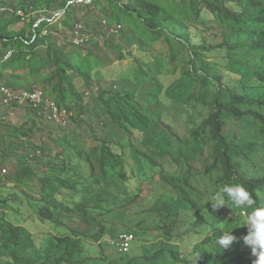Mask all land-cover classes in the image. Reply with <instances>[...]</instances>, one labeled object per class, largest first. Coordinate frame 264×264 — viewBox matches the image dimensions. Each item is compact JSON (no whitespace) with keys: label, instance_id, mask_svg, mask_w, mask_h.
<instances>
[{"label":"rangeland","instance_id":"obj_1","mask_svg":"<svg viewBox=\"0 0 264 264\" xmlns=\"http://www.w3.org/2000/svg\"><path fill=\"white\" fill-rule=\"evenodd\" d=\"M5 1L8 4L15 0ZM105 1L99 4L84 1L90 4L75 6L71 11L73 18L68 24L64 20L57 22L58 18L54 22L56 30L53 31L51 40L55 43L61 60L72 62L92 74V82L88 84L80 72L71 70L74 87L69 83L64 84L65 102L74 113L69 126L63 128L49 123L44 116L27 108L12 111L3 123L5 113L0 112V170H6L5 174L0 175V213L11 223L22 227L19 245L21 254L30 255L40 250L41 255L46 256L50 246L48 254L58 252V248H53L52 245L56 244L57 238L68 236L71 237L70 245L76 252L73 258V262H76L86 257L97 258L103 251L99 247L100 243L107 246L120 234L132 233L137 238V241H133V255L143 252L146 253L145 256L152 257L162 247H166V250L171 247L178 252L186 251L183 254L179 252L186 262L177 264H198L199 257H204L209 262L215 255V244L201 243L202 238L222 229L224 232L231 231L254 256L251 246L246 245L242 239L248 231L245 220L250 209H236L229 203V208L225 206L218 211L212 210L210 198L220 187L226 185L222 181L223 171L218 166L205 173L204 164L211 165L214 161L211 157L215 142L206 135H202L199 140L194 139L193 135L212 112L217 93L215 84L205 88L201 81L185 75L189 62L188 50L174 39L169 40L166 33L157 35L147 30L139 20H130L121 14L127 33L115 35L107 20L114 15V10ZM177 1L178 9L186 2ZM59 2L60 0L55 7ZM262 8L263 6L253 7L251 12L256 14ZM78 21L83 22L96 38L83 48H76L70 43V27ZM26 26L17 24L10 27V31L16 33ZM231 30L218 24L213 26V32L217 31L219 34L216 39L212 38V32L199 37L190 34V38L193 44L206 42L217 46L222 42L219 40L221 36ZM146 45L155 47L161 55L160 61L153 57L150 50L145 48L142 51L137 48ZM11 50L14 53L19 48L15 46ZM3 51L0 43V57ZM222 53V49L215 50V56L211 55L210 60H218L222 65L218 68L223 74L225 85L219 90L220 99L229 103L230 91L242 92L239 74H243L248 65L246 62L234 64L228 59L223 63L220 58L216 59L217 56L223 57ZM53 56V52L48 53L41 48L32 55L22 57L14 70L4 73L3 78L7 82H13L14 76H17L19 86H39L46 90L57 83L56 80L50 82L57 68ZM142 70H146L149 75ZM154 82L156 83L153 85ZM178 82H181L177 87L180 88L179 95H168L173 84ZM152 87L155 92L153 98L156 100L148 103ZM132 91H136L135 96L131 94ZM117 92L131 94L136 98L137 105L145 109V115L149 109L156 115L163 113L156 131L145 144L137 132L131 133L132 127L119 107V101L114 98ZM204 97L205 105H200V100ZM123 100L120 99V102ZM251 109L264 114V108ZM168 125H174L175 132L182 139L180 142L179 137L172 138L173 155L160 150L171 137L168 128L166 129ZM226 125L227 128H233L236 135L231 139L241 147L242 154L247 155L253 165L260 169L258 175H264V144L257 145L256 148L250 145L255 139L259 142L262 138L261 123L255 117H248L242 123L226 120ZM131 136L133 143L138 142L140 158L133 156ZM103 141L122 145L126 159L124 166L106 169V176L101 174L96 159L99 154L96 149ZM155 144L160 149H153ZM36 150L41 153L35 161H28L31 173L24 172L23 160ZM75 151L89 155V160L95 164V178L90 177V181L83 182L75 190L61 185H43L40 180L43 173L60 170L64 166V160ZM181 154L187 155V161L180 158ZM84 178L89 179L86 167ZM259 194L264 204V189ZM74 195H83V201L89 208H106V214L94 219L89 214L91 217L88 216L89 220L85 221L79 213L69 212L67 207ZM191 199L197 201L202 219L196 216L189 202ZM47 202L57 206L53 219L58 223L52 219L40 218L39 206ZM164 223L170 225V234L164 230ZM34 238L35 241L39 239V243ZM198 246H201V252H195L194 248ZM67 250L70 248L64 245L58 256H62ZM104 251L118 259L121 257L110 246L105 247ZM139 259L141 264H151L143 257ZM167 262L171 264L169 260H164L161 264ZM10 263L15 264L6 256L0 257V264Z\"/></svg>","mask_w":264,"mask_h":264},{"label":"trees","instance_id":"obj_2","mask_svg":"<svg viewBox=\"0 0 264 264\" xmlns=\"http://www.w3.org/2000/svg\"><path fill=\"white\" fill-rule=\"evenodd\" d=\"M103 1L105 0H91L90 3L99 4ZM57 2L58 0H15L14 2L7 4L5 0L0 1V5L2 6H12L14 8L23 7L26 10L32 8L34 11H38L36 17L31 18L29 22L25 23L27 26L16 33H12L10 31V27L20 24V17L14 14H0V43L4 49L0 59L3 60L7 53L12 52L11 49H13V47L18 46L19 48L18 51L11 54L7 61L0 64V80L14 89L31 88L32 86H19L16 82V79H18L17 76H14L13 82H7L3 78L4 73L14 70L17 62L22 57H27L28 54L32 55L37 50L44 48L48 53H54L53 61L57 66L54 75L50 79V82L56 80L57 83L46 90L44 89V91L48 97L53 98L60 105L68 106L71 110L69 105L65 102L66 97L64 95L63 88L64 84L68 83L74 87L71 81V70H77L80 72L85 77L88 84H91L92 82V74L84 71L80 66L77 67L72 62H65L61 60L57 54L56 45L51 40V37L54 36L53 31L56 30L54 23L50 25L48 21H44L38 27H34V23L38 17L44 15L53 16L56 11L64 10L62 17H60L57 22L64 20V22L68 24L69 20L73 18L71 11L75 6L90 3L79 0H60L58 6L55 7ZM105 2L106 5L108 3L111 4L114 10V15L110 17V19H107L110 27L122 24L120 32H114L115 35L118 34L119 36L122 33L124 35L127 33V29L122 22V15H125L126 18L130 20H139L147 30L157 35L166 33L169 40L174 39L179 45L186 47L188 50L189 62L186 67L185 75L190 79L201 81L205 88L211 87L210 85L212 83L215 84L217 93L212 104V112H210L209 115L202 121L201 126L193 132L194 139L196 140H199L202 135H206L207 138L209 137L211 141L215 142L214 153L211 157L214 161L211 165H207V163L204 164L205 173H209L219 166L223 171L222 181L225 184H240L246 187V189L250 192L255 202L254 205L249 208L250 211H253L255 208H264V204L259 194V192L264 189V175H258L260 169L253 165L247 155L242 154L241 147L237 146V143L231 139L234 135H236L233 128H227L226 125V120H233L235 122L242 123L248 117H255L262 125V138L259 142L255 139L250 143V145L252 148H256L257 145L262 146L264 144V114H259L251 109L255 107L264 108V1L186 0L181 9H178L177 0H106ZM259 6H263V8L256 14L251 12L253 7ZM75 23L71 25L70 31H72ZM218 24L225 25L229 28V30L232 29L226 35L221 36L219 40L222 42L219 45L211 46L206 42L193 44L190 34L195 37H199L212 32V38L216 39L219 34L217 31L213 32V26ZM46 27L49 30L47 34L43 33V30ZM35 35L37 37L33 40ZM95 39L96 38L94 36L91 43H93ZM70 43L76 48L86 47V45H74L71 35ZM137 48L142 51L150 50L153 57L160 61L161 55L157 52L153 45H146V47L138 46ZM217 49L223 50V57H216V59L220 58V61L223 63L228 59L234 64H244L246 62L248 65L246 71L243 74H239L242 92L239 93L237 91H230L229 103H225L220 99L219 90H221L225 85L223 74L218 68V66L222 65L218 60H210L211 55L215 56V50ZM131 54L134 53L132 52ZM142 72L149 75L146 70H142ZM155 83L156 82H154L153 85ZM178 83L173 84L170 92L168 91V95H179L178 90H180V88L177 87L181 82ZM151 91L150 96L147 98L148 103H152L156 100L153 98L155 96L154 87H152ZM135 92L136 91H132L131 94L135 96ZM131 94L128 95L127 93L123 94L121 92H117L114 95V98L119 101L118 105L122 109L126 120H128V123L132 127L130 128L131 133L133 134L134 131L137 132V134L141 137L140 140L142 139L145 144L156 131L155 128L159 119L163 116V113L160 112L159 115H156L152 109H149L148 114L145 115V109L142 107L140 108L137 105L138 101L136 98L134 99ZM127 98L132 100L126 101ZM120 99H124V103L120 102ZM205 102L206 100L204 97L200 100L199 104L205 105ZM154 107H157V105H154ZM243 107L246 109H242ZM27 109L35 111L30 108ZM2 122L5 123L4 120H2ZM167 128L171 137L167 140L165 147L160 149V147L155 144L153 149L159 148L160 150L173 155L174 150L171 149L172 138L177 139L179 137L180 142L182 139L175 132L176 130L174 125H168L166 129ZM132 137L133 136H131L130 141L133 145V156L135 158H140V151L137 148L138 142L133 143ZM121 146L122 145L119 143L113 144V142L110 141H103V144L96 149L99 152L96 159L99 163L100 172L104 176H106V169H116L125 165V152ZM152 150L148 151L147 155L149 152H152ZM242 151L244 152L243 146ZM40 153V150H36L29 156L25 157L23 160L24 165H22L24 172L31 173L28 161H35L36 158L39 157ZM144 157H146V155H144ZM180 158L187 161V155L185 154H181ZM85 167L88 169L89 179L84 178ZM95 176V164L89 160V155L86 152L82 153L75 151L71 157L68 156V158L64 160V166L60 170L46 171L40 177V180L43 185H61L64 188L75 190L78 188V185L94 179ZM170 184H172V181H170ZM174 186L177 187V185ZM74 196L75 197L71 200L70 205L67 207L69 212L79 213L85 221L89 220V214L92 215V217L89 216L92 219L106 214V208H89L83 201V195ZM189 202L195 210L196 216L202 219L203 215L196 204L197 201L191 199ZM55 208H57V206H52L48 202L43 203L39 206L38 214L43 220H54L53 213ZM197 217L196 221L198 220ZM54 222L57 221L54 220ZM163 227L167 234H170V225L165 224ZM101 231L104 232V230ZM183 231L185 232L187 230ZM103 232L100 233V236ZM22 233L23 229L20 225L11 223L5 218L3 213H0V257L6 256L15 264H120L118 260L125 262V264H141L139 259L141 257L149 261L151 264H161L164 260L171 261V264L186 262V259H182L179 255V252L183 254L186 251L178 252V250H174L171 247L168 248V250H166V247H162L156 251L152 257H149L145 256L146 253L144 254L143 252L138 255L131 254L133 245L130 252L121 254L110 243L107 244V246H102L100 243L99 247H102L103 251L99 253L97 258L86 257L83 258V260H75L76 262H73L76 252L73 251V247L70 245L71 237L68 236L65 238H57L56 244L52 245L53 248H58V252L53 251L48 254L50 246L47 249L46 256H42L41 252H39L40 250H37L34 254L23 255L21 254L22 252L20 251L19 246L21 243ZM223 233L224 231H222V229H217L202 238L201 243L213 242L215 244V255L209 262H206L204 257H199L198 264H254L257 257L252 256L246 250V246L242 244L238 237H236L237 239L227 249L222 250L217 245L216 240ZM35 242L39 243V239ZM64 245L70 248V250H67L62 256H58V253L61 251V247ZM108 246L112 247L117 254L121 255V257L118 259L110 254H106L104 249ZM200 247H195V252H201Z\"/></svg>","mask_w":264,"mask_h":264},{"label":"built area","instance_id":"obj_3","mask_svg":"<svg viewBox=\"0 0 264 264\" xmlns=\"http://www.w3.org/2000/svg\"><path fill=\"white\" fill-rule=\"evenodd\" d=\"M87 1V0H79ZM89 2L91 0H88ZM72 2V1H71ZM70 2V3H71ZM5 13L9 15H16L20 17V24L29 22L31 18H35L38 11H34L32 8L29 10L22 8H14L12 6L0 5V14ZM64 10H58L53 16H41L38 17L34 23V27H38L42 22L48 21L49 24H53L55 20L62 17ZM122 28V24L112 27V31L119 33ZM49 32L46 27L43 33ZM36 35L33 40L36 39ZM94 35L89 28H87L83 22H76L71 31V39L76 46H85L92 42ZM9 52L3 60L0 59V64L5 62L11 56ZM30 108L35 110L40 116H44L45 120L49 123L57 124L60 127L69 126L74 113L68 108V106L60 105L56 100L48 97L43 88L39 86H32L29 89H14L0 80V112H4L3 120L6 121L12 111L23 110ZM6 170H0V175L5 174ZM136 238L131 233H123L112 242V245L119 253L125 254L130 252L133 241Z\"/></svg>","mask_w":264,"mask_h":264},{"label":"clouds","instance_id":"obj_4","mask_svg":"<svg viewBox=\"0 0 264 264\" xmlns=\"http://www.w3.org/2000/svg\"><path fill=\"white\" fill-rule=\"evenodd\" d=\"M209 201L213 211L228 207L229 203L236 209L251 208L255 203L250 192L240 184H226L220 187ZM245 224L248 231L242 239L246 245L251 246L252 254L257 257L254 264H264V208H255L251 211L246 217ZM236 239L231 231H225L217 238L216 243L224 250Z\"/></svg>","mask_w":264,"mask_h":264}]
</instances>
